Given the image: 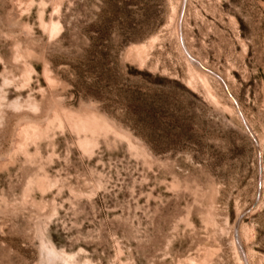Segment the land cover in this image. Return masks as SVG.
I'll use <instances>...</instances> for the list:
<instances>
[{"label": "rangeland", "instance_id": "374dc122", "mask_svg": "<svg viewBox=\"0 0 264 264\" xmlns=\"http://www.w3.org/2000/svg\"><path fill=\"white\" fill-rule=\"evenodd\" d=\"M0 264H264V0H0Z\"/></svg>", "mask_w": 264, "mask_h": 264}]
</instances>
